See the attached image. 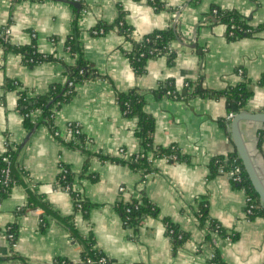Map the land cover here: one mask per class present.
Here are the masks:
<instances>
[{
	"label": "crops",
	"instance_id": "obj_1",
	"mask_svg": "<svg viewBox=\"0 0 264 264\" xmlns=\"http://www.w3.org/2000/svg\"><path fill=\"white\" fill-rule=\"evenodd\" d=\"M156 1L159 9L150 0H0V29L8 28L9 45L33 44L39 54L52 57L31 66L19 53L0 46V154L12 151L15 179L0 200V264H54L56 259L77 263L86 241L111 264H210L213 247L205 242L206 232L195 216L200 203L211 219L237 235L233 242H214L225 264H264V216L248 220L244 191L225 173L209 176L210 160L234 148L230 122L229 131L219 125L228 115L224 99H174L158 92L168 82L178 96L186 95V82L220 91L236 85L238 71H243L252 92L243 111L261 112L264 30L228 39L225 26L213 21L210 10L234 12L256 28L264 23V0ZM69 2L80 3V10ZM120 15L135 40L174 25L179 39L171 44L173 63L162 54L148 59L144 72L137 74L127 57L131 44L120 34L91 33L97 25H112ZM74 22L82 57L98 76L77 84L71 99L54 112L58 136L43 124L29 134L17 107L18 92L44 95L50 86L64 84L66 68L76 63L65 48ZM13 83L18 87H11ZM130 90L143 96V111L154 120V145L175 146L184 158L173 163L155 159L146 178L97 156L119 157L124 150L127 158L141 151L134 134L137 121L124 117L117 103V94ZM69 124L77 125L90 141L87 152L66 144ZM240 132L264 185V126L241 122ZM60 165L72 175L77 201L56 186ZM143 197L157 208V215L143 218L134 230L125 228L118 203ZM79 201L87 208H77ZM165 220L187 237L175 249ZM9 226L16 229L13 246L6 238Z\"/></svg>",
	"mask_w": 264,
	"mask_h": 264
},
{
	"label": "trees",
	"instance_id": "obj_2",
	"mask_svg": "<svg viewBox=\"0 0 264 264\" xmlns=\"http://www.w3.org/2000/svg\"><path fill=\"white\" fill-rule=\"evenodd\" d=\"M72 1V0H68ZM74 1V0H73ZM151 5L159 9L161 4L156 0H150ZM216 9L217 14L213 15L212 10ZM210 17L214 22L220 23L225 26L226 36L228 39H237L240 37H251L257 32L264 30V23L259 25L256 28H252L244 23L240 17L234 12H225L220 11L219 9L213 7L210 10ZM74 34L71 38L66 41V50L70 54L76 56V63L72 67H67L65 70L66 81L62 85H52L50 86L48 92L44 95H36L28 97L24 91L19 90L18 92V101L17 107L19 112L22 115V123L26 132L31 134L39 125L43 124L47 126L50 131L54 134L57 132L53 124L54 112L60 108L63 104L67 103L75 93V86L79 83H82L91 78L97 77L95 71L89 67L87 62L83 59L81 50L77 41V32H76V22L73 24ZM233 27L230 30V27ZM103 29V33L109 30H115L120 34L125 41L131 44V50L127 53L128 60L130 65L137 74H142L144 72V64L150 58H155L162 54H167L168 62L173 63L174 51L171 48V44L179 39V36L176 32L175 26H170L167 29L154 31L139 40L132 38V29L126 25L123 21L122 15L118 17L116 22L112 25H97L94 29ZM4 31V28L0 29V46L5 50L19 53L22 57V60L27 65H36L45 61L50 60L52 57L48 55L39 54L35 46L32 44L28 47H15L9 45V38L4 41L1 37V33ZM232 31V36L228 35V32ZM36 60V64L27 63L26 59ZM71 83V86L68 84ZM259 85L264 87V76L260 79ZM11 85V84H9ZM186 89V95L178 96L173 85L171 83L162 84L159 87V93L162 95H167L174 99H185L187 97H208L213 99L223 98L226 104V110L228 113L237 114L244 110L245 104L248 99L251 97L252 92L250 90V83L245 77L243 71L239 74V82L231 87L220 91H208L202 90L197 84H191L186 82L184 85ZM13 88H17V83L11 85ZM117 103L120 107V111L127 118H134L137 121L136 128L134 130L135 136L139 139L141 145V151L136 154L125 157V151H121L119 157H103L102 155H97L102 161H112L117 162L122 165L128 166L131 170L138 172L142 175L143 178L153 173L152 163L155 159H165L169 163L179 162L183 157H180L177 147L171 146L169 148H162L154 145L152 134L154 131V120L149 115L145 114L143 111L144 98L137 90H130L126 93L117 94ZM35 111H39L36 119H33ZM264 112V108L262 110ZM229 122L226 119H221L219 121L220 127L229 131ZM261 134L259 137L258 145L260 144ZM228 135L231 140L230 133ZM84 141L83 137L79 131V134L75 136L74 141L67 142L66 144L77 150L84 151ZM232 142V141H231ZM3 158L8 159V165L3 161ZM13 159V153L10 149L4 153L0 154V170L9 168V183L7 187L2 185L0 182V200L3 199L9 192V189L15 183L13 175H11L10 165L11 160ZM234 165H237L241 170L242 181L239 184H235L237 188H240L244 191L246 197L251 198L254 201V206L251 211V214L246 215L248 220H252L255 217L264 216V206L259 201V198L254 191L251 182L246 175L243 165L240 159L236 155L235 148L233 151L225 156L214 157L210 160L209 176H214L220 171L226 172L230 170ZM60 168L65 170V173L58 174L56 186L62 190L68 191L74 201L80 199L79 195L73 191L71 186V173L69 169L60 165ZM1 179V176H0ZM77 208L84 210L87 208V205L82 201L74 204ZM118 212L120 213L123 225L127 229H135L139 222L149 216L157 215V208L151 204L145 197L140 200H131L128 202H123L122 200L118 203L117 206ZM21 212V211H20ZM195 216L199 222V225L205 230V242L207 245L213 247V258L209 260L210 264H225L216 248L214 247V241L216 239L228 240L233 242L237 239V235L229 233L226 231L218 222L211 219L208 216L207 207L205 204L200 203L198 209L195 212ZM166 225V230H172L171 234L167 233L170 242L172 243L174 249L181 246L185 240L186 235L179 231V229L169 223L167 220L164 221ZM6 234L10 233L13 235V240L10 243H14L16 237V229L14 226H9L6 229ZM180 236V238H178ZM103 259V263H99ZM54 264H111V261L101 252L94 248V243L92 241H86L83 243V251L80 254L79 260L77 263H72L66 259H56Z\"/></svg>",
	"mask_w": 264,
	"mask_h": 264
},
{
	"label": "water",
	"instance_id": "obj_3",
	"mask_svg": "<svg viewBox=\"0 0 264 264\" xmlns=\"http://www.w3.org/2000/svg\"><path fill=\"white\" fill-rule=\"evenodd\" d=\"M69 3L77 10H80V3H75V2H69ZM241 122H253L264 126V112L261 111L256 113H250V112L242 111L235 114L230 121V136L236 151V155L240 159L243 165V169L246 175L248 176L251 185L259 198V201L264 206V185L254 169V166L251 161V157L242 139V135L240 132Z\"/></svg>",
	"mask_w": 264,
	"mask_h": 264
},
{
	"label": "built area",
	"instance_id": "obj_4",
	"mask_svg": "<svg viewBox=\"0 0 264 264\" xmlns=\"http://www.w3.org/2000/svg\"><path fill=\"white\" fill-rule=\"evenodd\" d=\"M75 1V0H74ZM217 10L216 9H213L212 10V14L215 15L217 14ZM233 27L231 26L230 27V30H232ZM91 33L93 35H101L103 34V29L102 28H99V29H93L91 31ZM233 32L230 31L228 32V35L229 36H232ZM1 37L3 38L4 41H6L8 38H9V30L7 27H4V31L1 33ZM27 63L29 64H36V60L30 58V59H26ZM239 74L240 71H238ZM69 86H71V83L68 84ZM167 95H169V93L167 92ZM34 115H39V111H35L34 112ZM234 117V114L232 113H228V115L226 116V120L228 121H231V119ZM67 134L68 136L70 137L69 139H66L65 142H70V141H74L75 140V136L77 134H79V129L77 127V125H74V124H69L68 127H67ZM55 136H58L59 133L58 132H55L54 133ZM90 145V141L89 140H86L84 142V147L86 148L87 146ZM121 151L120 150V155H121ZM125 156V155H124ZM3 161L7 163L8 165V159L7 158H3ZM167 161V160H166ZM62 173L64 174L65 173V170L59 168V174ZM219 173H225L228 178L230 179V181L234 184H239L241 181H242V175H241V170L240 168L237 166V165H234L230 170L226 171V172H223V171H220ZM0 176H1V179H0V182L2 183V185H4L5 187H7L8 183H9V168L8 166H6V168L0 170ZM147 176H145L146 178ZM120 191L123 190V188H120L119 189ZM245 215H249L251 214V211L253 209V206H254V201L249 198V197H246V200H245ZM168 234H171L172 233V230H168L167 231ZM6 238L9 240V241H12L14 238H13V235L8 233L6 234ZM180 238V236L178 237ZM228 241V240H227ZM215 242V241H214ZM14 245V243H12V246ZM211 258H213V255L211 256ZM104 260L101 259L99 263H103Z\"/></svg>",
	"mask_w": 264,
	"mask_h": 264
}]
</instances>
